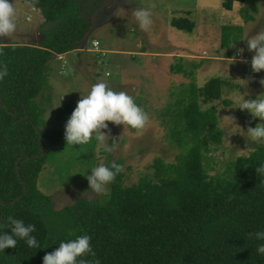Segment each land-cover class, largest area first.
<instances>
[{"label":"trees","instance_id":"1","mask_svg":"<svg viewBox=\"0 0 264 264\" xmlns=\"http://www.w3.org/2000/svg\"><path fill=\"white\" fill-rule=\"evenodd\" d=\"M21 1L41 11L44 39L39 47L0 44V65L8 70L0 80V223L7 225L11 215L35 225L32 235L41 249L18 239L16 248L0 252V264H42L46 252L82 234L91 237L95 253L84 257L89 264H264V255L256 252L264 241L249 235L264 231V172H256L264 165V146L233 161L229 177L211 176L204 164V150L220 144L222 132L216 110H203L201 103L222 98L220 78L199 87L189 73L193 83L172 119L171 138L181 149L175 163L158 160L155 177L132 186L125 185L122 170L103 199L55 208L39 188L46 144H53L40 99L50 61L74 51L92 22L80 0ZM248 1L223 0V7L233 11ZM172 26L187 33L195 29L189 18H175ZM223 37L226 46L230 32L224 29ZM177 71L188 76L181 67ZM115 162L123 169L122 160Z\"/></svg>","mask_w":264,"mask_h":264},{"label":"rangeland","instance_id":"2","mask_svg":"<svg viewBox=\"0 0 264 264\" xmlns=\"http://www.w3.org/2000/svg\"><path fill=\"white\" fill-rule=\"evenodd\" d=\"M12 3L14 8H20L15 12L16 29L11 38L0 36V44H10V39H14V44L35 46L28 41L30 37L21 40V29H27L33 36L44 25L41 13L21 0ZM80 4L85 17L92 22L88 36L77 44L80 52L85 53L76 69L68 60L54 57L50 61L48 84L40 99L47 108L44 130L53 144L48 146L47 165L39 178V188L52 197L56 209L85 198L103 199L110 193V184L104 193L91 192L83 175H90V169L101 163L122 160L125 185L132 186L143 177L154 178L158 160L166 164L176 162L181 149L171 138L172 119L177 102L186 97L193 83L190 72H194L199 87L213 78L223 80L222 98L201 103L203 110H216L222 132L221 143L209 144L204 150L208 174L229 177L233 161L264 146V142L253 141L246 133L260 121L238 108L242 101L240 92L247 93L245 99H255L264 93L260 83L264 71H252L254 52L246 47L247 36L264 29V0L238 3L233 11L224 9L223 0H80ZM138 8L151 12L153 24L147 31L135 19ZM28 16L32 20L27 23ZM175 18H189L195 23L194 31L187 33L173 27ZM224 29L230 32L226 46ZM95 40L101 44L104 55L94 51ZM41 45L42 42L38 43V47ZM237 49H243L240 56ZM180 67L188 76L177 71ZM73 69L77 72L73 73ZM98 82L126 92L149 116L142 129L109 122L110 135L117 142L113 144L108 138L107 143L113 147L111 152H106L95 138L74 146L66 144L64 139V126L77 101ZM61 95L64 97L60 103Z\"/></svg>","mask_w":264,"mask_h":264},{"label":"clouds","instance_id":"3","mask_svg":"<svg viewBox=\"0 0 264 264\" xmlns=\"http://www.w3.org/2000/svg\"><path fill=\"white\" fill-rule=\"evenodd\" d=\"M134 16L142 30L147 31L153 24L151 12L146 8H138ZM15 29V9L12 0H0V36L9 37ZM246 47L249 52H254L250 64L252 71L254 73L264 71V29L254 36H247ZM242 52L243 49H237V56ZM235 59L234 56L231 60L234 62ZM7 75V67L0 65V80ZM260 83L264 86V79ZM240 94L242 101L238 108L242 111L246 110L254 119L260 121L255 127H249L246 133L253 141L264 142V93L255 99H245L247 93L240 92ZM63 97L64 95L60 96V103ZM148 120V114L134 102L132 96L124 91H115L104 82H98L92 85L87 95L81 96L77 101L64 126V139L66 144L74 146L87 144L95 138L98 144L103 145L106 152H111L113 147L107 143L108 138H111L113 144L117 142L110 135L109 122L116 126L142 129ZM231 120L234 123L233 118ZM122 170V166L113 161L110 166L101 163L90 169V175L87 173L83 175L91 192L104 193ZM256 172H264V165L257 168ZM6 219L7 225L0 223V252H4L6 248H16L18 239L24 240L30 248L41 249L37 238L32 235L36 231L35 225L25 224L22 219L11 215ZM5 226L10 228L9 232L2 230ZM249 235L257 241H264V231H256ZM256 252L264 255V243L257 245ZM94 255L91 237L82 234L75 239L62 241L54 251L46 252L42 264H89L84 257Z\"/></svg>","mask_w":264,"mask_h":264},{"label":"crops","instance_id":"4","mask_svg":"<svg viewBox=\"0 0 264 264\" xmlns=\"http://www.w3.org/2000/svg\"><path fill=\"white\" fill-rule=\"evenodd\" d=\"M31 6V5H30ZM33 10H35V11H39L40 13H41V11L40 10H37V9H34L33 7H31ZM15 9V12L16 11H18L20 8L19 7H15L14 8ZM41 16H42V23L41 24H44L45 23V19H44V17H43V15H42V13H41ZM31 17L30 16H28L27 17V23L28 22H31ZM36 21H37V19H36ZM23 30V31H22ZM41 30V31H40ZM40 30H39V27L35 30V32H34V34H33V36H30L29 34H28V32H26L27 31V29H21V40L22 39H26L27 37H30L29 39H28V41L29 40H31V44L33 43V45H35V46H38V43H43V36H44V34H43V27H41L40 28ZM27 34H26V33ZM29 33H31V31L29 32ZM32 34V33H31ZM38 34H40V35H38ZM2 39H4V37L2 36L1 37ZM9 38H11V36H9ZM12 40H14V39H10V41H11V43L10 44H14L13 42H12ZM3 41V40H2ZM97 41V40H96ZM17 44H21L20 42H17ZM26 45V44H25ZM89 51V50H88ZM87 51V52H88ZM85 52H84V50H83V53H81L80 52V50L78 49V48H76L74 51H72V52H70V53H67V54H63V55H55V58H57V59H59V60H68L67 61V63L69 64V61L72 63H74L75 64V69L77 68V64L78 63H80V61L82 60V56H83V54H84ZM73 71V73H74V71L75 72H77V70H72Z\"/></svg>","mask_w":264,"mask_h":264},{"label":"built area","instance_id":"5","mask_svg":"<svg viewBox=\"0 0 264 264\" xmlns=\"http://www.w3.org/2000/svg\"><path fill=\"white\" fill-rule=\"evenodd\" d=\"M38 35H40V34H38ZM43 39H44V36H43ZM100 46H101V44L99 43V41H93V48H94V51L98 54V53H101L102 55H104L105 53L102 51V50H100Z\"/></svg>","mask_w":264,"mask_h":264},{"label":"water","instance_id":"6","mask_svg":"<svg viewBox=\"0 0 264 264\" xmlns=\"http://www.w3.org/2000/svg\"><path fill=\"white\" fill-rule=\"evenodd\" d=\"M87 36H88V35H87ZM87 36H86V37H87ZM86 37H85V38H86ZM48 146H49V144L47 143V144H46V147L48 148ZM20 160H21V159L18 160V163L20 162Z\"/></svg>","mask_w":264,"mask_h":264}]
</instances>
